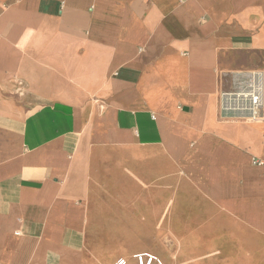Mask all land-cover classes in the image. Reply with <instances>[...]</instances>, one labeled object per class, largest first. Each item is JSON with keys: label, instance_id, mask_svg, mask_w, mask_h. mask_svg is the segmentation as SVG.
<instances>
[{"label": "crops", "instance_id": "0c3cea01", "mask_svg": "<svg viewBox=\"0 0 264 264\" xmlns=\"http://www.w3.org/2000/svg\"><path fill=\"white\" fill-rule=\"evenodd\" d=\"M264 0H0V264H264Z\"/></svg>", "mask_w": 264, "mask_h": 264}, {"label": "built area", "instance_id": "2783aa9c", "mask_svg": "<svg viewBox=\"0 0 264 264\" xmlns=\"http://www.w3.org/2000/svg\"><path fill=\"white\" fill-rule=\"evenodd\" d=\"M264 107V74L253 70L244 75L236 88L223 91L219 96V112L222 118L258 121ZM133 264H164L156 255L138 253L132 256ZM112 264H130L119 258Z\"/></svg>", "mask_w": 264, "mask_h": 264}]
</instances>
